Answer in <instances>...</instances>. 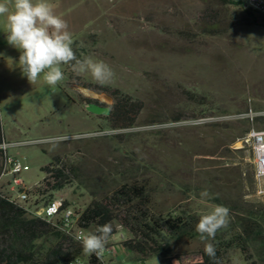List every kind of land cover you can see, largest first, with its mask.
<instances>
[{
  "label": "rangeland",
  "instance_id": "374dc122",
  "mask_svg": "<svg viewBox=\"0 0 264 264\" xmlns=\"http://www.w3.org/2000/svg\"><path fill=\"white\" fill-rule=\"evenodd\" d=\"M4 2L11 9L12 0ZM83 4L92 20L72 47L77 58L91 56L110 65L114 76L107 83L77 74L68 64L62 65L64 79L56 86L43 75L30 84L18 63L20 51L7 42L6 15L0 16V58L1 44L10 48L4 62L0 59L2 134L7 142L25 143L8 149L26 167L20 175L25 187L42 183L41 169L47 166L51 177L60 171L66 182L55 198H64L77 212L93 200L120 209L137 205L129 192L133 185L147 189L156 214L186 213L199 221L212 206L224 205L227 225L214 238L202 240L196 231L174 241L172 257L197 262L206 243L236 235L245 222L250 254L264 264V223L249 221L246 214L264 210V182L260 187L255 179L251 147L239 143L244 131L264 130V17L254 13L255 25L245 6L222 0ZM58 9L68 30H75L72 11ZM124 97L143 104L132 129L111 131L105 116L85 110L87 99L112 110ZM250 111L259 120L242 118ZM55 156L65 166L53 162ZM6 184L0 182V190L8 189ZM41 194L39 205L48 201L51 188ZM88 256L83 254L82 264H88ZM140 262L160 264L158 257ZM140 262L125 254L113 264ZM224 264L246 263L232 249Z\"/></svg>",
  "mask_w": 264,
  "mask_h": 264
},
{
  "label": "trees",
  "instance_id": "16d2710c",
  "mask_svg": "<svg viewBox=\"0 0 264 264\" xmlns=\"http://www.w3.org/2000/svg\"><path fill=\"white\" fill-rule=\"evenodd\" d=\"M222 1L236 6H244L231 0ZM245 11L252 17L255 13L246 7ZM253 22L255 25H259L256 18ZM260 26L264 27V21ZM142 108L143 104L138 100L129 97L117 99L110 115L104 119L108 122L111 131L129 130L135 126ZM248 132L249 130H246L243 134ZM3 141L0 112V145ZM53 162L65 166L59 156H55ZM47 170V166L41 169L44 173ZM56 174V177H53L54 183H48L51 188L48 201L55 199L54 193L63 190L66 185V182L59 176L60 171ZM129 192L138 200L137 205L120 209L114 203L93 200L83 211L78 213L79 225L89 234L95 233L104 224H110L112 231L109 239L117 234V226L128 228L131 239L123 245L135 260L140 262L158 257L160 264H170L174 252V241L195 234L198 219L186 213L156 214L151 210V200L145 187L133 185ZM246 214L250 216L247 220H254L259 224L264 223V210H247ZM240 225L241 229L236 235H232L228 239H219L218 242L213 243L214 258H210L203 251L202 262L199 264H224L226 254L232 249L241 253L246 264H258L250 254L249 244L246 240L245 235L248 231L245 226L247 224L244 222ZM83 254L80 243L66 237L62 232L57 231L39 218L27 217L23 209L9 202L0 193V264H68L70 261L82 257ZM87 262L88 264H100L99 258L93 255L88 257Z\"/></svg>",
  "mask_w": 264,
  "mask_h": 264
},
{
  "label": "clouds",
  "instance_id": "9594fccd",
  "mask_svg": "<svg viewBox=\"0 0 264 264\" xmlns=\"http://www.w3.org/2000/svg\"><path fill=\"white\" fill-rule=\"evenodd\" d=\"M4 15L7 42L20 51L18 63L30 84L43 75L49 86H56L64 79L62 65L68 64L77 74L89 73L98 83H107L114 76L110 65L103 60L91 56L77 58L68 23L55 13L50 0H12L11 9L0 0V16ZM228 217L226 206L214 205L211 211L200 217L196 231L202 240L214 238L217 231L227 225ZM111 231V225L104 224L95 233L80 238L83 252L102 257ZM204 251L210 258L215 257L212 243H206Z\"/></svg>",
  "mask_w": 264,
  "mask_h": 264
},
{
  "label": "built area",
  "instance_id": "2783aa9c",
  "mask_svg": "<svg viewBox=\"0 0 264 264\" xmlns=\"http://www.w3.org/2000/svg\"><path fill=\"white\" fill-rule=\"evenodd\" d=\"M231 1L240 3L264 17V0ZM262 116L264 117V114ZM257 117V113L252 111L242 116V118L249 120L251 123ZM239 143L251 147L255 164V179L261 187L264 182V130H250ZM21 144L25 143H7L4 140L0 145V182L7 181L6 185L8 188L4 191L1 189L0 193L4 192L2 195L5 199L23 209L25 214L31 218H39L45 221L57 231L62 232L66 237L81 244L80 238L86 236L88 232L79 225V212L76 211L73 205L69 204L64 198H55L41 205L37 203L39 197H44V194L41 193L48 189V183L53 184L52 171L49 169V172H45V178L42 183L29 188L25 187L20 175L26 170V167L17 158L8 154L9 148L20 146ZM116 235L119 236L118 241L113 243L110 242L112 238L108 240V245H106L102 257H99L100 264H113L125 254L129 255L123 245L131 239L129 229L122 227L121 231L117 232ZM93 256L97 257L95 254ZM201 262V258L197 262H181L177 258L171 257L170 264H199ZM68 264H82V261L77 258ZM140 264L144 263L140 262Z\"/></svg>",
  "mask_w": 264,
  "mask_h": 264
},
{
  "label": "crops",
  "instance_id": "0c3cea01",
  "mask_svg": "<svg viewBox=\"0 0 264 264\" xmlns=\"http://www.w3.org/2000/svg\"><path fill=\"white\" fill-rule=\"evenodd\" d=\"M86 0H59V4L57 3V0H50V2L54 5V9L57 10V8L59 7L58 11H61V13L63 12H68V11H72L71 13V17L73 18V20L75 22L78 23V27L75 28V30H70V32L72 33V39L78 35L80 32H82L85 28L84 25L88 22H90L92 20L91 16H90V11H89V6L83 4V2ZM5 18V15H4ZM6 23H7V19H6ZM0 27H2L0 25ZM72 27V26H71ZM3 31L6 30H2L1 33H3ZM5 36H3L4 38ZM2 48V52H1V61L4 62V55L6 54V52L9 51V45H3V43L1 44ZM6 56V55H5ZM7 142V141H6ZM7 143H16V142H12V141H8ZM27 217L31 218L29 215L26 214ZM89 257V256H88ZM81 261H85L84 259H82V257H80ZM88 260H86L87 262ZM88 263V262H87Z\"/></svg>",
  "mask_w": 264,
  "mask_h": 264
},
{
  "label": "water",
  "instance_id": "95a60500",
  "mask_svg": "<svg viewBox=\"0 0 264 264\" xmlns=\"http://www.w3.org/2000/svg\"><path fill=\"white\" fill-rule=\"evenodd\" d=\"M110 101V100H109ZM110 103V102H109ZM85 110L96 116H105L108 117L111 113V108L109 105L101 106L94 102H87L85 105Z\"/></svg>",
  "mask_w": 264,
  "mask_h": 264
},
{
  "label": "flooded vegetation",
  "instance_id": "af4514ba",
  "mask_svg": "<svg viewBox=\"0 0 264 264\" xmlns=\"http://www.w3.org/2000/svg\"><path fill=\"white\" fill-rule=\"evenodd\" d=\"M87 102H94V103H97L101 106H107V104H105L104 102H100L98 100H91V99H87Z\"/></svg>",
  "mask_w": 264,
  "mask_h": 264
}]
</instances>
